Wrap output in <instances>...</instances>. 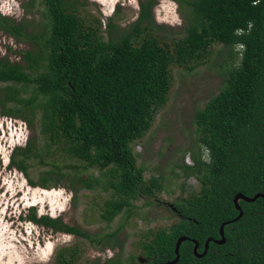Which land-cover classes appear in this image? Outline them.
Returning <instances> with one entry per match:
<instances>
[{"label":"trees","instance_id":"obj_1","mask_svg":"<svg viewBox=\"0 0 264 264\" xmlns=\"http://www.w3.org/2000/svg\"><path fill=\"white\" fill-rule=\"evenodd\" d=\"M179 1L191 7L186 31L168 42L151 29L153 0L142 2L140 18L108 40L99 25L79 13L81 0H41L50 19L49 31L42 36L46 52L40 58L26 53L28 66L0 61V82L6 84L0 87L2 112L24 118L31 127L38 117L44 145H62L85 168L99 171L96 177H80L79 183L111 192L100 215L110 223L132 210L138 199L163 189L160 177L145 178L133 145L168 103L172 66L194 70L209 58L215 44L240 46L235 52L239 65L227 69L218 94L194 115L197 141L205 153L193 154L195 164L184 162L181 167L186 177H197L200 189L174 202L178 221L149 230L140 241L143 261L135 254H119L101 264H166L176 257L181 236L188 239L176 264H264V198L240 199L243 216L233 221L240 213L235 202L239 193H264V0ZM0 28L15 35L22 30L1 13ZM29 87L34 93L24 96L22 90ZM37 142L17 147L11 166L29 176L30 160L41 157ZM55 172L46 171L30 183L49 188ZM29 219L91 237L61 218L39 217L35 207ZM227 221L232 222L224 228L226 241L218 243ZM209 238L214 240L208 252L197 257L193 239L203 252ZM79 256L77 248L65 247L54 264H77Z\"/></svg>","mask_w":264,"mask_h":264},{"label":"rangeland","instance_id":"obj_2","mask_svg":"<svg viewBox=\"0 0 264 264\" xmlns=\"http://www.w3.org/2000/svg\"><path fill=\"white\" fill-rule=\"evenodd\" d=\"M147 1L81 0L79 13L99 25L108 40L118 37L138 20L141 3ZM190 10L179 0H153L152 31L168 42L184 36ZM0 13L22 27L19 35L0 28V61L28 66L26 53L42 57L46 52L42 36L49 31L50 19L41 0H0ZM240 49L215 44L209 58L194 70L172 66L168 103L158 111L147 134L133 145L145 178L160 177L163 189L148 199H138L132 210L122 212L110 223L100 215L111 192L101 187L91 190L79 183L80 177H96L99 171L85 168L82 161L64 152L62 145H44L38 117L31 127L24 118L4 114L0 104V264H54L65 247L78 249L77 264H101L119 254L124 258L135 254L143 261L140 241L149 230L169 227L178 221L174 202L179 196L200 189L197 177H186L181 167L184 162L195 164L193 154L205 153L197 141L194 115L218 94L227 69L239 65L240 55L235 52ZM5 85L0 82V87ZM33 93V87L22 90L24 96ZM31 140L41 146V157L30 160L28 176L11 166L10 161L15 149L25 147ZM50 170L56 171V178L49 188L30 183L31 178L39 180ZM32 207L39 217L61 218L91 237L35 223L29 219Z\"/></svg>","mask_w":264,"mask_h":264},{"label":"water","instance_id":"obj_3","mask_svg":"<svg viewBox=\"0 0 264 264\" xmlns=\"http://www.w3.org/2000/svg\"><path fill=\"white\" fill-rule=\"evenodd\" d=\"M264 198V193L260 192L258 194H256L255 196L253 197H248V196H245L244 194L242 193H239L236 198H235V202L237 204V209L240 210V213L239 215L233 220V221H236V220H239L242 216H243V211L241 209V207L239 206V201L240 199H244L246 201H255L256 199L258 198ZM232 221H227V222H224L222 225H221V229H220V236H221V239L220 240H216L218 243H224L226 241V237H225V231H224V228L226 226V224H229L231 223ZM188 239V237L186 236H181L179 237V239L176 241V247H175V253H176V257L173 259V260H170L168 261L166 264H176L179 260H180V248H181V245L184 241H186ZM214 240L213 238H209L206 243H205V248H204V251L203 252H199V247H200V244L197 240L193 239V242L195 243V246H194V254L197 256V257H202L204 255H206V253L208 252L209 250V246H210V242Z\"/></svg>","mask_w":264,"mask_h":264}]
</instances>
